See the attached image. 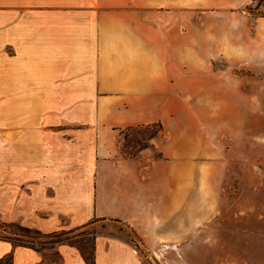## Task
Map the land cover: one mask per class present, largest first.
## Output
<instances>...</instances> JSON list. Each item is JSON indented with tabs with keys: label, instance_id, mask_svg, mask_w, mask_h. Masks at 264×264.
<instances>
[{
	"label": "crops",
	"instance_id": "1",
	"mask_svg": "<svg viewBox=\"0 0 264 264\" xmlns=\"http://www.w3.org/2000/svg\"><path fill=\"white\" fill-rule=\"evenodd\" d=\"M249 2L0 0V220L43 234L118 220L142 251L100 233L92 264H194L201 241L217 237L216 217L200 211L215 190L197 177L200 138L176 130L162 158L144 148L125 159L121 131L180 128L168 97L216 93L200 91V63L222 41L215 22L201 29L194 18L239 9L229 16L252 29L233 30L238 46L225 35L220 55L264 64V17L243 12ZM52 250L61 264H87L74 248ZM46 251L0 239L12 264H48Z\"/></svg>",
	"mask_w": 264,
	"mask_h": 264
},
{
	"label": "rangeland",
	"instance_id": "2",
	"mask_svg": "<svg viewBox=\"0 0 264 264\" xmlns=\"http://www.w3.org/2000/svg\"><path fill=\"white\" fill-rule=\"evenodd\" d=\"M231 11L241 12L227 9L228 16H215V21L206 16L193 19L201 29L215 22L217 41H222L217 42L210 65L200 63V91L214 86L216 93L168 97L167 120H181L180 128L162 126L160 130L151 124L121 131L119 147L125 159L135 157L145 146L151 150L153 160L162 158L161 147L175 136L176 130L200 138L199 152L193 159L199 172L197 177L201 185L210 184L215 189L213 207L206 210L201 207L200 211L216 217L217 237L201 241L200 255L194 257V264H264V64H240L234 57L220 55L225 35L231 36L232 44L238 46L234 34L238 36L240 31L233 30L241 26L252 29L253 20L249 18L246 22L237 14L229 16ZM242 11L252 18L264 17V0H251ZM203 50L201 61H208L207 44ZM187 87H192L191 82ZM3 224L10 223L0 220V236L16 232L13 227L5 229ZM100 233L128 240L142 251L135 232L115 220H93L59 231L55 237L28 234L20 239L21 245L47 250L44 255L48 264H61L58 252L52 250L59 246L76 249L87 264H92L93 241ZM12 244L20 245L17 241Z\"/></svg>",
	"mask_w": 264,
	"mask_h": 264
},
{
	"label": "trees",
	"instance_id": "3",
	"mask_svg": "<svg viewBox=\"0 0 264 264\" xmlns=\"http://www.w3.org/2000/svg\"><path fill=\"white\" fill-rule=\"evenodd\" d=\"M160 130H161V126L159 124H155ZM151 125H147V127H150ZM132 127H129L128 129H131ZM157 135V132L156 133H153L150 135V138L149 139H153L155 136ZM144 148H147V146L141 148L140 150L144 149ZM115 221H118V220H115ZM120 222V221H118ZM3 226L6 228H15L17 229L16 232L12 233L11 235H8V236H0V239L1 240H5V241H9V242H15L17 241L18 243H20L19 246H24V245H21L23 243V241L20 239V237H23L25 235H28V234H34V235H38V236H56L57 233H52V234H43L37 230H31V229H28V228H25V227H22V226H18V225H15V224H3ZM4 231V230H3ZM20 232L21 234H18ZM25 247H28V246H25ZM29 248H32V247H29ZM34 249V248H32ZM36 251H39L37 249H34ZM0 264H12V253H9L7 254L5 257H3L2 259H0Z\"/></svg>",
	"mask_w": 264,
	"mask_h": 264
}]
</instances>
